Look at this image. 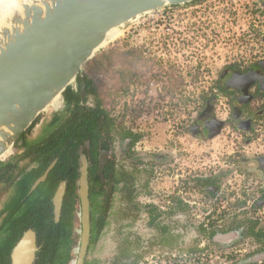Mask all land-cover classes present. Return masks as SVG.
<instances>
[{
	"label": "flooded vegetation",
	"instance_id": "1",
	"mask_svg": "<svg viewBox=\"0 0 264 264\" xmlns=\"http://www.w3.org/2000/svg\"><path fill=\"white\" fill-rule=\"evenodd\" d=\"M258 12L259 19L264 18V0ZM262 37L261 57L250 64L226 66L213 80L212 94L206 97L192 126L185 128L179 121L173 133H188L201 142L220 137L230 120L216 116L218 98L224 97L229 115L238 124L233 130L241 138L255 132L263 137ZM74 91L79 97H64L60 107L49 108L0 161V264H14L16 248L29 232L35 235L33 264L75 263L81 237L80 225L78 236L76 230L80 224L78 183L83 164L89 174L91 218L85 264H153L147 262L154 258L164 264H179L183 247H202L204 237L209 244L202 251L212 248L214 254L229 252L225 261L234 264H264V155L256 159L254 169L259 180L253 193L258 196L254 207L247 211L242 207L245 203H239L240 217H226V210L221 211L231 201L230 194L223 191L226 172L215 174L212 169L214 175H200L199 168L191 167L183 180L178 154L144 149L135 125L126 128L102 104L103 112L96 114L101 98L88 91L87 85L85 100L81 83L77 82ZM219 122L224 123L221 133L209 139ZM81 124V144L77 140L72 145L54 142L61 133L80 130ZM158 172L172 180L169 187L166 181L163 183V194L154 191ZM60 190L64 194L58 212L55 199ZM201 200L213 203L208 225L198 221ZM220 218L223 224H219ZM110 231L116 242L115 254L109 260L96 252Z\"/></svg>",
	"mask_w": 264,
	"mask_h": 264
},
{
	"label": "rangeland",
	"instance_id": "2",
	"mask_svg": "<svg viewBox=\"0 0 264 264\" xmlns=\"http://www.w3.org/2000/svg\"><path fill=\"white\" fill-rule=\"evenodd\" d=\"M261 2L205 0L203 4L157 11L127 26L122 37L100 51L83 71L109 115L126 128L135 125L144 149L157 154L163 150L178 154L183 180L187 177L185 171L194 167L199 168L200 175L226 172L223 191L230 194L231 201L221 211L226 210V217L230 218L240 217L242 207L249 211L258 198L253 194L259 186L254 169L256 159L264 155V134L260 137L255 132L241 138L233 130L238 124L229 115L224 97L218 98L216 116L230 120L220 137L201 142L188 133L179 136L172 130L179 121L185 128L192 126L206 97L212 94L213 80L226 66L250 64L261 57ZM132 77L134 82H130ZM55 106L60 104L51 107ZM158 173L154 191L163 194V183L166 181L169 187L172 180ZM239 203L245 204L240 207ZM198 209L199 223L208 225L213 203L201 200ZM221 220L219 224H223ZM115 242L110 231L100 242L102 248L97 255L110 260L115 254ZM208 244L204 237L202 247L185 245L179 264H234L225 261L229 252L214 254L210 252L212 248L202 251ZM195 249L201 253L192 252ZM149 262L164 264L156 258Z\"/></svg>",
	"mask_w": 264,
	"mask_h": 264
},
{
	"label": "water",
	"instance_id": "3",
	"mask_svg": "<svg viewBox=\"0 0 264 264\" xmlns=\"http://www.w3.org/2000/svg\"><path fill=\"white\" fill-rule=\"evenodd\" d=\"M195 1L17 0L1 9L0 161L57 98L56 105L62 104L64 93L68 88L75 89L79 78L85 100L84 67L104 49L102 46L113 30L124 32L127 26L152 13ZM223 125L219 122L209 139L218 136ZM78 188L81 237L74 264H85L91 234L86 164L82 165ZM63 194L64 190H60L55 199L58 212ZM34 241L32 232L24 236L14 253V264L34 263Z\"/></svg>",
	"mask_w": 264,
	"mask_h": 264
},
{
	"label": "trees",
	"instance_id": "4",
	"mask_svg": "<svg viewBox=\"0 0 264 264\" xmlns=\"http://www.w3.org/2000/svg\"><path fill=\"white\" fill-rule=\"evenodd\" d=\"M204 1L205 0H199V1H196V2H194L193 4H192V6H194V5H197L198 3H200V4H203L204 3ZM179 7H174L173 9H178ZM85 79H86V84H87V88H88V91H93V94H94V96H99L96 92H94L95 90H94V85H93V83L91 82V80L89 79V78H87V77H85ZM130 82H134V80H133V77L130 79ZM80 83H81V80H79L78 81V84L80 85ZM177 86H179V84H177ZM79 97V95H78V93H76L75 91H74V89L73 88H68V90L64 93V97L66 98V97ZM101 104H102V102L101 101H97V112H96V114L99 112V111H102L103 112V109H101ZM94 117H95V115H94ZM96 118V117H95ZM105 122L106 123H108L109 122V120L106 118L105 119ZM106 125V124H105ZM96 126V124H94V127ZM107 126V125H106ZM80 130H77V131H74V132H72L71 134H66V133H61V134H59V135H57V140H55L54 142H59L60 144H62V145H69V144H73L74 143V141L75 140H77L78 141V144H81V138H82V134L84 133L83 131H82V129H83V124H81L80 126ZM81 136V137H80ZM192 252H198V250H193ZM39 264H46V263H44V262H39ZM51 264H57L56 262H51Z\"/></svg>",
	"mask_w": 264,
	"mask_h": 264
},
{
	"label": "bare ground",
	"instance_id": "5",
	"mask_svg": "<svg viewBox=\"0 0 264 264\" xmlns=\"http://www.w3.org/2000/svg\"><path fill=\"white\" fill-rule=\"evenodd\" d=\"M16 3H17V0H0V14L3 13L1 9L6 8V7H9V6H11V5H13V4H16ZM122 35H123V31H122V29H116V30H113V31L109 34V36H108V38H107L105 44L102 46V48H106V47L109 46L111 43L117 41L118 39H120V38L122 37ZM97 53H98V52H97ZM97 53H96L95 55H97ZM58 101H59V98H57V99L53 102V104L56 105V104L58 103ZM53 104H52V105H53Z\"/></svg>",
	"mask_w": 264,
	"mask_h": 264
},
{
	"label": "clouds",
	"instance_id": "6",
	"mask_svg": "<svg viewBox=\"0 0 264 264\" xmlns=\"http://www.w3.org/2000/svg\"><path fill=\"white\" fill-rule=\"evenodd\" d=\"M223 115H224V117H226L227 116V113L225 112V113H223Z\"/></svg>",
	"mask_w": 264,
	"mask_h": 264
}]
</instances>
